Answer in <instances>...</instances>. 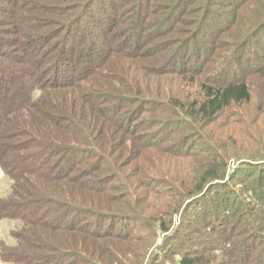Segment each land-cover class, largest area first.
Masks as SVG:
<instances>
[{
	"label": "trees",
	"instance_id": "16d2710c",
	"mask_svg": "<svg viewBox=\"0 0 264 264\" xmlns=\"http://www.w3.org/2000/svg\"><path fill=\"white\" fill-rule=\"evenodd\" d=\"M9 1L13 6L8 12H20L16 15V20L9 24V30H0V171L11 182L8 194L0 197V220H15L19 225L10 231L15 240L13 244L7 245L0 241V260L8 264H51L66 254L88 264H97L84 252L90 250L86 239L107 236L106 231L116 223L120 225L119 231L121 228L123 230L124 225H129L127 228L130 229L137 224L144 226L146 219L147 223L154 224V233H164L161 243L150 254V259L155 264L167 263L162 260H165L170 250L179 257L176 264H264V150L252 149L242 157L235 158V166L230 169L227 157L220 150L221 144L218 146L211 135L209 137L199 129L192 128V124L196 122L201 123V126L211 124L223 110L249 101L253 82L251 77H263L264 64H256V60L251 66L234 64L238 53H232L233 45L229 48L231 41L224 52H215L216 49H222L217 44L211 48L214 49L211 52L206 41H202L201 32H207V28L212 26L207 21L199 23V19L195 24L196 32L167 40L170 41L168 45L177 44L173 51H169L170 54H164L165 60L161 65L164 68L168 65L172 67L174 61L181 59V48L194 50L196 58L199 55L204 58L207 53L213 55L209 62L212 65L195 70L202 75L197 87L200 99L187 105L182 103L180 109L176 106L178 103L172 101L173 105L167 109L161 105L163 101L137 98L133 90L124 91L123 86L118 85H123L124 80L117 73L110 74L114 83L117 82V86L112 89L107 87L109 83L104 86L92 84L99 65L108 59L105 56L98 66L94 65L92 49L96 45L92 38L99 33L95 28L90 29L89 25L83 26L80 37L87 34L89 38L83 42L77 39L75 42L74 38L78 33L76 28L87 13L93 12L95 1H101L102 4V8L94 12L95 16L104 18L101 16L107 11L109 14L105 18H109L112 24L117 23L116 15L110 12L111 7H114L111 1L85 0L75 14L71 10L77 9L74 4L78 2L63 6L46 3L42 9L31 4L23 6L25 0ZM186 1L174 0L168 6L171 12L161 21L163 29L178 21L174 17L185 9L183 3ZM207 3H210L209 0ZM217 3L222 2L219 0ZM226 3L228 4V0ZM237 7H240V2ZM249 7L246 6L240 14L232 12L230 15L242 16ZM137 10L139 12V4ZM31 12L39 13L40 20L36 21ZM70 13L73 14L66 19ZM214 13L213 11L208 16ZM148 15L146 13L144 17ZM55 17L59 20H54ZM259 17L254 22L255 33L264 31V22L260 23L264 14L261 13ZM27 18H30V23L26 22ZM53 22L59 23L56 30H44V27ZM229 23L236 25L233 24V19ZM103 25L105 28V24ZM108 26L107 29L111 27ZM122 31L125 28L104 37L110 42L116 36L118 41L117 49H112L110 53L102 48L104 54L118 52L120 47L126 45V34L119 43L118 34ZM262 31L255 34L259 41H262ZM137 39L133 42L134 46L139 40ZM217 39L223 41L225 36L216 35L212 43ZM246 39L244 38L243 43ZM250 42L251 39L244 44L241 52ZM111 43L115 45L114 42ZM255 54L257 55L256 52ZM139 55L143 56L136 54ZM196 58L191 59V62L196 61ZM82 60L83 64H80ZM91 65L94 68H90ZM36 92L39 94L36 95ZM258 98L263 99L264 95ZM259 107V112L264 115L263 100ZM147 111L154 116L146 120L151 121L149 125L157 129L152 130L146 142L154 144V150L191 158V162L197 165L198 171L192 176L191 184L187 187L182 184L186 191L181 190V184L177 185L173 181L169 183L185 194L172 199L173 202L166 201L171 213H178L181 227L188 225L189 216L209 217V225H206L209 232H202L194 240L192 237L186 238L181 243L177 233H167L169 223L173 221L170 212L156 219L147 213L146 205L138 206L134 191H144L141 185H146V181H142L141 185L136 182L134 186L126 181L123 172L120 173L116 167L114 157L131 156L130 160H133L143 154L145 140L140 141L136 132L138 123L144 122ZM172 114L175 116L172 117ZM116 116L121 117L116 119ZM115 126L114 131L119 127L118 135L110 132L104 136L106 128ZM188 129L194 131L184 133ZM155 138L160 141L154 143ZM257 138L259 141V137ZM89 157H94V166L103 159L108 160L113 172L85 180L87 183L81 184L82 189H87L89 192H84L92 194L94 198L99 195L94 192L108 187L110 180L119 179L125 193L121 195L120 201L126 202V205L119 207L122 212L110 213L80 207L76 205L78 201L73 197V192L56 194L50 191L53 181H73L75 177L80 178L87 173L89 168L82 171L79 166L81 161L78 163L77 160L88 158L89 161ZM91 165L92 162L89 167ZM77 170L81 171L76 172ZM233 181L239 182V185L233 186ZM147 186L151 194L156 193L150 186V181ZM47 204H52V208L42 210ZM192 211L195 213L191 214ZM82 212L91 217L89 221L92 222L93 231L84 225L87 222L80 223L82 215H85ZM241 221L246 224V229L239 231ZM102 223L107 224L109 229L102 231ZM60 227L69 230V234L57 237ZM119 231L120 236L129 238L128 232ZM82 233L86 236L76 237V234L83 235ZM44 248L52 252H44Z\"/></svg>",
	"mask_w": 264,
	"mask_h": 264
},
{
	"label": "rangeland",
	"instance_id": "374dc122",
	"mask_svg": "<svg viewBox=\"0 0 264 264\" xmlns=\"http://www.w3.org/2000/svg\"><path fill=\"white\" fill-rule=\"evenodd\" d=\"M22 1L23 0H20V2ZM110 1L111 4L114 5V7H111L110 12L111 14L114 12V15H116V25L112 24L109 18H105L106 14H109L107 11H105V15L103 14V16H101L104 18H97V16H95L94 12L97 11L98 8H102L101 1H95L93 12L87 13L83 22L78 25L76 28V32L78 33L74 38L75 42H77V39L83 42L89 38V35L87 34H85L84 37H80L82 33L81 29L86 25H89L90 29L95 28L96 32L99 33V35L96 34L95 38L91 37L96 45L94 50L92 49V51H94L93 64L98 66L105 56H107L108 60L106 62L105 59L101 65H99V70L92 80L94 86L97 84L104 86L109 83V86L107 87L109 89L114 88L117 86V82L114 83L115 80L110 74L114 75L117 73L122 76V80H124L123 85L121 83L118 84L119 86H123L124 91L133 90L136 92L137 98L156 100L159 102L163 101L161 104L163 108L168 109V106H172V101L178 103L176 106L180 109L182 103L187 105L192 101L199 100L200 97L197 87L199 86L198 81H200L199 79L202 78V75L196 73L195 70L212 65V63L210 64L209 62L213 55L207 53V56L204 58L200 55L196 58L197 55L195 54L196 56H194V50H185L184 48H181L179 51L181 52V59L174 61L172 67L168 65L164 68L161 65L165 60L164 54L168 53L170 50L173 51L177 44L168 45V42L170 41L167 40H171L174 37L179 38L187 36L190 33L196 32L195 24H197L196 22H198L199 19V23L207 21L208 24H211L212 26L210 29L207 28V32H201L202 41H206V45L209 46L211 52L214 50L211 48H213L215 44L222 48L216 49L215 52H224L225 49H228V43L231 41L229 48L231 49V46L233 45V48L231 49L232 53H238L235 55L237 59L233 62L234 64L236 63L238 66L248 64L251 66L254 60H256V64H264V31L259 30L255 33L256 25H254V22L260 18V14H264V0H228V4L226 3V0H221L222 3H217L219 0H216L215 3H213V0H209V2L212 3L211 5H209L210 3H207V0H187L183 3L185 4V9L181 11V14L174 17L178 21L175 24L172 22L168 24V26L166 25L167 28L164 29L162 28V19L171 12L168 6L174 0H105V2L109 3ZM9 2V0H0L1 31L9 30V24H11V21L16 20L15 17L20 12V10L17 12L13 11V13L8 12L13 6V4ZM74 2H78V4H74L77 9L71 10V12L75 14L79 11L80 4L85 2V0H25L22 5L27 6V4H31L33 6H40V8L44 9V4L46 3L63 6ZM239 2L240 7H237ZM138 4L139 12L137 10ZM246 6H250L249 10L244 11L242 16L233 15L232 17V15H230L232 12H237L236 14L242 13ZM213 11L215 12L214 15L208 16ZM73 13L68 14L66 19H69ZM146 13H149V15L144 17ZM41 14L44 13L41 12ZM31 16L36 17V21H39L40 19L38 18L41 17L40 14L36 12H31ZM207 16L209 18H207ZM53 19L59 20L58 17ZM232 19L233 24L236 25H231L229 23ZM26 22L30 23V18H27ZM136 22H138V24ZM263 22L264 17L260 20V23ZM58 24V22H53L47 27H44V30H56ZM103 24H105L106 29L103 27ZM139 24H141L140 27ZM108 25L111 27L107 29V27H109ZM173 26L174 28H172ZM124 28L125 31L120 32L118 36L120 43L124 40L123 37L127 35L125 39V41H127L126 45L120 47L118 52L108 54L112 49H117L116 43L118 41L116 36L110 42L104 37L110 35L115 30L121 31L124 30ZM261 31L262 41H259L258 35L255 37V34H258ZM175 32L176 35H173ZM216 35L225 36V40L221 41L220 39H217L212 43ZM136 38L140 41L137 39L138 42L134 46ZM244 38L247 39L243 43ZM250 39L251 42L248 44L247 48L241 52L244 44H247ZM111 42H114L115 45H112L113 43ZM238 45L240 46L237 48ZM164 47H167V49ZM102 48L107 50L108 55L101 51ZM122 48L124 49L123 52ZM132 48H134V50H131ZM256 49H258V51H256ZM136 54L148 56H136ZM195 58L196 61H193L192 63L191 59ZM83 61L84 60H82L80 64H83ZM240 62H242L241 65ZM94 65H91L90 68H94ZM205 73L207 74V71H205ZM257 76L258 75L251 77V81L253 80V82L252 88L250 89L251 99L249 101L239 105L230 106L223 110L218 115V118L211 124H202V126L199 122L192 124V128L195 130L199 129L204 132V134H208V136L211 135L212 140H215L218 146L219 143L221 144V146H219L220 150H222L227 157L228 168L230 169L235 166V158L242 157V155L251 152L252 149L259 151L264 150V115H261L259 112V104L261 100L264 101V98H258V96L264 95V76L259 78H257ZM38 94L39 92H36V95ZM120 112H122V110ZM152 116H154L152 112L149 113V111H147V114L144 117V122H140V124L138 123L137 126L138 130L136 135L140 136V141L145 140L143 142L144 146H142L143 154L133 160H130L132 159L131 156L127 158L125 156L120 158L114 157V161L116 162L118 171L120 173L123 172L122 175L127 182H131L135 186L136 182H139L141 185L142 181H146V185H141V187H144V191H141L143 189H138L137 192L134 191L135 196H137L136 202L138 206L146 205L147 213L158 219L163 217L166 212L171 213L166 201L173 202L172 199L179 198L180 194H185V192H179L178 189L174 188V186H171L169 183L173 181L176 182L177 185L181 184V190L186 191V189L182 188V184L186 185V187L187 185H190L191 178L198 171V168L195 163L191 162V158L177 157L174 154H170V152L168 154L162 153L160 150L153 149L154 147L152 146H155L154 144L150 145L146 142V138L151 134L152 130L157 129V127L149 125L151 121L146 120ZM171 116L174 117L175 115L172 114ZM119 117L121 116H116V119ZM115 129L116 126L106 128L104 136L110 134V132L114 135H118L119 127H117V131H114ZM162 130L163 129H161V131ZM192 131L194 130L188 129L184 133ZM256 137H259L260 140L258 141V138L256 139ZM157 141H160V139L155 138L154 143ZM136 155L137 154H135V156ZM89 158V161H87L88 158H80L77 160L78 163L81 161L79 166L82 167V171L89 168L87 173L80 178L75 177L73 181H53L51 183L50 191L56 194L73 192V197L78 201V204L76 205L80 207H89L90 209L107 211L110 213L111 211L122 212L119 207L122 204L126 205V202L120 201L122 199L121 195H124L125 193L120 186L119 179L110 180L107 183L108 187L105 186L94 192L95 194H99L95 195L96 197L94 198L92 197V194L86 193L89 192L87 189H82L81 184L87 183L85 180L94 179L102 175H110V172H113L112 165L108 160L103 159L94 166V157ZM134 160L136 162L132 163ZM91 162L92 165L89 167ZM81 170H77L76 172ZM143 175H147V177H142ZM153 180H155V182ZM149 181L150 186L156 190V193L151 194V192L148 191L147 184ZM10 183V179L0 171V197H4L8 194ZM232 185L236 187L239 185V182L233 181ZM46 207L52 208V204L45 205L42 207V210ZM52 213H55V211ZM174 213H171L173 221H171V224L169 223L170 229L167 233L169 235L177 233L176 236L181 240V243L186 238L188 239L192 237V240H194V238L198 237L202 232H209L206 228V225H209V220L207 219L209 217L198 215L193 217L189 216L190 219L188 218V225H183L181 227L178 223V213ZM192 213L194 214L195 211H192L191 214ZM81 214L85 213L82 212ZM82 216L80 223L87 222L84 225L93 231L91 227L92 222L89 221L91 217L87 216V214ZM108 218L111 219L109 216ZM253 218L257 220L255 217ZM146 221L147 220L145 219L144 224L146 225L142 224L144 226H141L140 224H137L133 229H130V227L127 228L129 225H124L123 230L121 228L120 231V225L117 223L114 224V226L112 225L113 227L110 229L107 224L102 223V231H105L106 228L109 229V231H106L108 232L107 236L92 237L93 240L86 239L90 245L88 246L90 250L84 251L85 254L90 257L91 261L97 262V264H149V262L155 264L151 261L150 254L159 246L164 233L162 234L159 231L154 233L156 230L154 224L150 222L147 223ZM18 225L19 223L15 220L1 219L0 241L5 242L7 245L13 244L15 240L11 236L10 231L18 228ZM245 229L246 224L241 221L239 223V231ZM117 231L128 232L130 236L129 238L124 236V238L120 236ZM69 232V230L60 227L56 234H58L57 237L60 238L64 236V234H69ZM50 234L52 236L55 235L53 233ZM82 234L83 235L76 234V237L86 236L85 233ZM205 242H207V239ZM50 245L52 246L53 242H51ZM44 252L52 251L44 248ZM178 258V255L172 253L170 250L167 253V257H165V260L162 261H167L165 264H176ZM59 260H61V263ZM0 264L8 263L0 260ZM51 264L88 263L81 261L74 256L63 254L62 258H58L57 261L54 260Z\"/></svg>",
	"mask_w": 264,
	"mask_h": 264
}]
</instances>
